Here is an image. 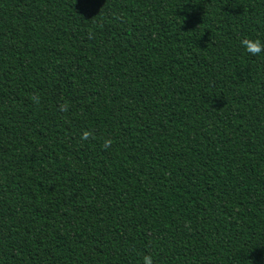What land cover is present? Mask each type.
Returning a JSON list of instances; mask_svg holds the SVG:
<instances>
[{
	"label": "trees",
	"instance_id": "obj_1",
	"mask_svg": "<svg viewBox=\"0 0 264 264\" xmlns=\"http://www.w3.org/2000/svg\"><path fill=\"white\" fill-rule=\"evenodd\" d=\"M245 37L264 0H0V264H264Z\"/></svg>",
	"mask_w": 264,
	"mask_h": 264
},
{
	"label": "clouds",
	"instance_id": "obj_2",
	"mask_svg": "<svg viewBox=\"0 0 264 264\" xmlns=\"http://www.w3.org/2000/svg\"><path fill=\"white\" fill-rule=\"evenodd\" d=\"M241 47L245 50V52L253 57L261 56L264 54V41L260 38H249L245 37L241 40ZM31 100L34 104L38 105L40 103V96L36 93L31 95ZM69 104L67 102L61 103L59 105V111L61 112H68L69 111ZM89 139H95V134L93 131L85 130L80 135V141H88ZM114 143L113 139L105 138L103 141L102 147L107 150L111 145ZM141 264H154V258L150 252H145L141 258Z\"/></svg>",
	"mask_w": 264,
	"mask_h": 264
}]
</instances>
